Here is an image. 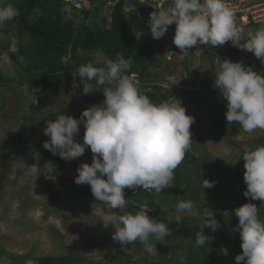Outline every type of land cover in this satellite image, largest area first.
I'll list each match as a JSON object with an SVG mask.
<instances>
[{"label":"clouds","instance_id":"obj_1","mask_svg":"<svg viewBox=\"0 0 264 264\" xmlns=\"http://www.w3.org/2000/svg\"><path fill=\"white\" fill-rule=\"evenodd\" d=\"M64 19L73 17L70 6L62 8ZM19 15L11 3L0 4V26ZM235 11L226 0H173L168 7L150 13L148 26L153 39L162 38L170 25L175 24L174 45L182 55L196 45L217 47L231 42L233 47L245 50L264 64V25L245 35L237 25ZM215 73L214 87L226 101L225 113L228 124L238 123L246 133L264 130V75L242 61L221 60ZM104 67L93 62L80 65L73 77L83 82L84 94L94 87L101 88L105 99L93 104L77 119L64 114L47 120L43 134L50 141L43 148L61 159L71 161L81 157L86 149L92 153L91 163H81L77 168L75 183L90 185L95 200L107 204L111 209H123L127 204L125 189L155 190L157 193L170 186L174 170L182 163L192 143V115L186 114L181 100L153 102L141 92L139 82L125 73L130 62L122 55L115 60L106 59ZM94 82V84L92 83ZM95 85V86H94ZM84 127L83 143L74 140L80 124ZM36 163L21 162L13 167L12 180L22 183L25 178L41 175L38 161L40 153L33 150ZM243 180L246 184L244 196L264 202V146L245 150ZM48 179H55V166L49 161ZM17 172L22 173L19 177ZM214 182L203 180L202 187L211 188ZM146 207L126 214L103 212L101 220L105 228H113L112 239L121 247L139 240L146 251L153 245L150 237L157 240L172 235L171 229L157 218L150 217ZM238 217L237 230L242 252L235 256L236 264H264V220L258 215V207L244 203L235 208ZM177 222L181 213L199 218L200 231L195 235V246H207L212 239L205 228L213 232L219 222L213 211L201 213L191 200L176 205ZM227 254V249H223ZM27 264H33L28 260Z\"/></svg>","mask_w":264,"mask_h":264},{"label":"rangeland","instance_id":"obj_2","mask_svg":"<svg viewBox=\"0 0 264 264\" xmlns=\"http://www.w3.org/2000/svg\"><path fill=\"white\" fill-rule=\"evenodd\" d=\"M8 1L0 0V4ZM106 4L107 0L99 3L101 7L103 6V14L110 12V8L104 6ZM170 5L168 3L166 7ZM148 20V14L138 13L131 23L138 38L145 42H154L159 49L158 60L161 66L153 69L152 73L155 82L162 85L179 87L185 86L184 82L189 81L188 89H199L200 83L204 82L214 91L216 89L214 87L215 73L222 63L221 60L242 61L245 66L252 67L257 61L253 53L233 47L231 42L221 45L219 50H214L210 45L198 44L187 49L188 52L182 55L181 50L173 43L175 24L170 25L165 35L156 40L151 36ZM243 23H245L242 25L245 35L256 30L254 27L256 25ZM4 25L10 26V33L6 34L0 28V43L6 41L11 44L8 51L0 52V71L6 78H18L20 66L11 59L9 54L17 53L20 35L26 33L25 23L22 20L13 19L5 22ZM94 55L102 63L107 59L101 51H95ZM20 58L23 62V58ZM129 62L132 64V61ZM134 76L136 74H132L130 78ZM37 89L33 85L20 82L8 86L0 85V155L1 145L9 136L17 133L26 135L25 142L18 146L15 155L6 162L0 161V264H19L10 254L18 255L21 264H27L23 260L25 256H30V260L34 263L35 259L42 255H68L84 259L76 264H119L118 260L112 256L113 251L117 249L128 251L136 260L143 261L147 256L149 261L146 264H190L187 260L188 247L181 240L179 233L186 230L193 220L200 221L199 218L181 213L182 221L179 222V227L171 231L172 235L168 237L160 240L154 238L153 250L148 252L137 245L131 248L128 244L121 247L112 239L114 229L105 228L100 222L101 210L103 212L115 210L107 204L88 201V196L92 194L90 185H79V190L85 191V195L80 198L84 202L82 205L77 204L79 191L65 192L63 203L69 207L75 206V211L64 209L46 191L48 180L46 176H48L49 168L45 165L49 161L54 162L59 156L54 154L50 160L45 157L43 142L46 141L47 136L43 134V129L46 127V121L54 120L56 116L64 114V109H67L64 115L80 119L85 100L84 96L78 92L77 78L72 77L69 88L59 93L60 100L55 106L48 108L42 114H34L31 105L36 101ZM178 99L185 107L186 114L195 118L192 125L198 123L201 118L198 102L193 100L185 90L180 93ZM226 111V101L220 92L207 97V120L204 123L206 137L192 141L189 153L178 167L189 183L183 189V193L190 194L192 188H195L204 195L202 206L197 194L187 197V201L191 200L202 214L213 211L219 222L217 231L221 238V245L218 264H236L235 256L242 252V248L241 245L231 246L228 242L231 231L237 229L230 210L244 203H253L257 205L258 213H262V216L259 215L260 219L264 220V202L260 200L249 202L243 194L244 190H241L239 196L243 202L231 206L229 203L231 180L234 171H238L239 184H245L242 155L245 150L264 146V130L257 129L253 133H246L238 123H235L240 133L234 137L229 133L223 141L216 143L214 138L221 133L222 128L217 126L216 118L213 117L218 115L226 117ZM84 131L81 123L79 131L74 134L76 142L83 143ZM230 140H235L242 145L234 144ZM33 150L40 153L41 161L38 166L41 168V175L36 180L34 177L25 178L22 183L10 179L13 167L21 162V158L32 156ZM90 153L89 149L88 154ZM91 161L92 157H89L81 163L90 164ZM227 167L232 169L227 170ZM20 175L22 173L17 172V176ZM77 175V168H72L54 177L57 179L59 176H64L72 180ZM177 178L178 173L175 169L173 180L175 186H179ZM204 179L214 182V186L203 189ZM138 197L142 199V207L147 208L146 198L141 193H138ZM178 203V200L172 199L164 207V210L168 211L166 219L170 222L176 220ZM120 210L123 214L128 213V202L125 208ZM223 249H227V254ZM124 264L128 263L124 262Z\"/></svg>","mask_w":264,"mask_h":264},{"label":"trees","instance_id":"obj_3","mask_svg":"<svg viewBox=\"0 0 264 264\" xmlns=\"http://www.w3.org/2000/svg\"><path fill=\"white\" fill-rule=\"evenodd\" d=\"M7 3L13 4L19 10V15L14 20L24 21L26 33L25 35H20L17 53L9 54L11 59L20 66L18 78H6L0 71V85L5 84L8 86L20 82L37 87L38 89L35 92L36 101L31 105L34 114H42L59 102V93L69 88L73 77L72 73H75L80 65L93 62L97 67H104L105 64L94 55L95 51H101L107 59L115 60L118 55H122L126 60L132 61L129 70L125 74L129 77L132 74H136L142 82H145L146 84L140 87L141 92L155 103H160L161 101L171 102L173 98L179 97L182 91H187L189 96L198 102L201 110L200 121L191 125L190 128L193 134L192 141L206 137L204 134V123L207 120V97L218 93L219 90L215 89L213 91L211 86L206 85L204 82L201 83L199 89L183 88L181 91L177 87L171 86L165 88L159 82H155L152 70L161 66L158 60L159 49L154 42H145L138 38L131 23L138 13H146L147 8L145 6L136 3V8L126 13L123 8L127 0H121L114 7L111 16H108V14L102 13L103 6L101 7L99 4L95 5L91 10H80L65 0H9ZM66 5L70 6L73 10V17L69 20L64 19V14L61 11ZM237 25L244 28L239 22H237ZM254 27L256 29V26ZM0 28L2 32L6 34L10 33L9 25L3 24ZM10 44L6 41L1 42L0 52L8 51ZM220 48L221 46L213 47L214 50H219ZM20 57L23 58V62ZM253 68L259 74L264 75V64L259 59L254 63ZM76 78L78 80V92L84 96V109L93 104L103 102L105 97L101 88L94 87L89 94H84L83 82L79 77ZM188 82L184 83L189 84ZM92 83L94 84V82ZM199 94L200 97H198ZM63 113L66 114L67 109H64ZM213 118H216L217 126L222 128L221 133L214 138L216 143L223 141L229 133L233 137L240 133L238 126L235 123L228 124L225 116L218 115ZM25 138L26 135L24 133L9 136L1 145L0 161L6 162L13 157L18 146L25 142ZM46 141H50V137L47 136ZM230 142L242 145L235 140H230ZM88 150L86 149L81 157L72 159L71 161H65L58 156L52 162L55 166L54 175H59L72 168H78L81 161L92 157L91 153L88 154ZM44 154L48 160L52 159L54 155L53 152L47 149L44 150ZM24 159L28 163H36L32 159V156H27ZM40 161L41 157L38 165ZM241 163H244V161L242 160ZM230 169L232 168L227 167V170ZM176 170L179 186H175L173 181L170 186L164 188L159 193L155 190L148 191L143 188H137V192H135L132 189L126 188L125 197L128 199L129 212L134 213L142 208V199L138 197V193H141L147 200V208L151 209L148 215L164 222L171 231L176 230L179 227V222L175 220L170 222L166 219L168 211H165L164 207L167 203L172 199L179 202L187 201V197L197 194L202 206L204 196L195 188H192L190 194H184L183 189L189 183L179 167ZM48 175H50L49 170ZM202 177L206 178L204 175ZM79 185L75 183V178L70 180L68 177L59 176L55 180L48 179L46 181V191L64 209L75 211L76 207L66 206L63 203V198L67 190H71L74 193L79 191L77 204L82 205L84 202L80 198L85 195V191L79 190ZM245 189L246 184H239L238 171H234L230 185L229 203L231 206L238 202H243L239 196V192ZM247 198L249 202L256 201L250 197ZM88 201L99 202L94 199L92 194L88 196ZM237 207H233L230 210V214L235 219L236 226L238 225V217H236L234 210ZM115 211L118 214H123L120 209H115ZM258 215L262 216V213H258ZM199 231L200 221L193 220L186 230L179 233L181 240L188 247V262L190 264H218L221 245L218 231L213 232L207 227L204 230L206 235L212 237L209 242V251L206 245L203 247L195 246V235ZM154 238V236L149 238L150 244H152ZM228 242L234 247L241 245L237 229L231 231ZM133 245L145 249L139 240L132 242L131 245L128 244V247L131 248ZM10 256L21 264L18 255L10 254ZM112 256L118 260L119 264H124V262L128 264H141L144 262L146 264L149 261L147 256L143 261L141 259L136 260L128 251L119 249L114 250ZM30 259V256L23 257L25 262ZM83 260L81 257L68 255H42L37 257L33 264H76Z\"/></svg>","mask_w":264,"mask_h":264},{"label":"built area","instance_id":"obj_4","mask_svg":"<svg viewBox=\"0 0 264 264\" xmlns=\"http://www.w3.org/2000/svg\"><path fill=\"white\" fill-rule=\"evenodd\" d=\"M70 4L74 5L75 7L79 8L80 10H91L95 5L99 4L101 1L104 0H65ZM106 1V0H105ZM121 0H107V6L110 8V12L108 16H111V13L114 7L119 3ZM173 2V0H127L123 10L126 13H129L133 9L136 8V3L143 5L147 8L146 14L150 16V13L157 12L159 9L165 8L168 3ZM229 7H231L235 11V19L236 23L239 22L240 25H245L246 22L249 24L256 25V29L262 25H264V0H226ZM111 6V7H110ZM244 20V21H243ZM132 79L139 82V86L146 84L142 82L138 76L132 77ZM185 85V84H184ZM188 84L185 86L177 87L179 91L181 89L186 88L188 89ZM165 88H169V85L163 84ZM201 86V83H200ZM194 88V87H193ZM178 99V97L176 98Z\"/></svg>","mask_w":264,"mask_h":264},{"label":"crops","instance_id":"obj_5","mask_svg":"<svg viewBox=\"0 0 264 264\" xmlns=\"http://www.w3.org/2000/svg\"><path fill=\"white\" fill-rule=\"evenodd\" d=\"M172 3V2H171ZM169 5H170V3H169Z\"/></svg>","mask_w":264,"mask_h":264}]
</instances>
